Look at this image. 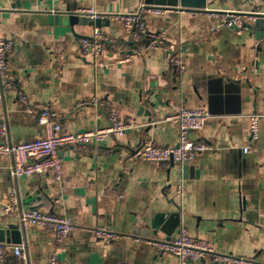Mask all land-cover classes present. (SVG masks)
Instances as JSON below:
<instances>
[{
	"label": "crops",
	"instance_id": "1",
	"mask_svg": "<svg viewBox=\"0 0 264 264\" xmlns=\"http://www.w3.org/2000/svg\"><path fill=\"white\" fill-rule=\"evenodd\" d=\"M145 1L0 0V37L14 42L8 57L14 86L0 85V124L7 125L10 143L45 136L38 114L19 102L20 91L31 104L57 111L66 132L106 127L110 111L136 124L123 137L107 138L100 152L61 149L59 181L51 174L17 178L12 159L0 155V230L20 226L29 264H49L53 253L59 264H180L135 236L172 240L181 229L217 252L264 263V119L258 140L250 139V116L264 114V38L254 27L213 30L217 22L207 13L264 14V0H186V8L168 6V13L148 16V31L163 34L167 49L180 50L181 75L164 48L120 61L137 45L109 15L134 13ZM85 9L105 16L98 28L112 40L98 59L80 46L97 27L71 25L65 17ZM170 102L210 111L212 118L193 136L211 150L188 166L135 159L146 139L160 148L177 146L178 127L166 121L175 111ZM13 188L19 209L7 212ZM31 209L72 220L75 229L63 247H54L45 228L21 223V213ZM96 229L123 236L106 243ZM8 264L19 261L10 257Z\"/></svg>",
	"mask_w": 264,
	"mask_h": 264
},
{
	"label": "built area",
	"instance_id": "2",
	"mask_svg": "<svg viewBox=\"0 0 264 264\" xmlns=\"http://www.w3.org/2000/svg\"><path fill=\"white\" fill-rule=\"evenodd\" d=\"M171 10L168 6L150 5L143 2L134 13L109 15L110 18L118 19L124 24L126 36L134 42L136 49L120 58L121 62H128L140 56L146 49L166 48L163 34H151L146 26L148 16H161ZM83 15L92 19L105 18L93 9L81 11ZM211 19L217 22L213 30L228 28L240 30L246 25L253 24L257 17L264 19V14L259 12H237L233 10H211L207 9ZM107 17V16H106ZM112 42L100 28H95L88 36L80 40V46L84 54L96 59L100 58ZM14 49L12 39L0 37V85L2 89L9 90L14 86L15 76L8 62V57ZM169 61L174 71L183 74L186 70L183 56L179 49L169 48ZM18 100L26 105L28 112L38 114L37 124L44 131L45 136L33 141L14 144L9 142L8 127L0 124V155L8 156L13 161V175L17 178L23 176H40L51 174L56 180L63 176L62 160L60 150L66 147L87 149L94 147L97 152L102 150L104 143L109 137H123L125 133L136 126L133 122H125L118 113L110 111L108 114V125L85 132H66L59 120L57 111L48 105H33L28 97L19 92ZM92 103L104 106L94 100ZM174 113L166 118V121L175 124L179 131V142L171 148H160L151 140H144L135 151L133 157L160 167L170 168L172 165H190L198 154L211 150L206 143L199 141L193 136L195 132L202 130L212 114L207 109H190L182 105L175 106ZM264 114H252L250 116V139L255 142L259 138L260 121ZM250 147H245L247 153ZM19 201L16 189H11L5 211H18ZM20 221L23 225L40 226L50 231L54 238V247L61 248L75 229V225L68 217L58 214L42 212L39 209H31L22 212ZM99 240L106 243H115L122 238V234L106 229L94 231ZM137 243L152 246L158 253L169 254L178 259L180 264L188 262L199 264H264L244 256L225 254L217 252L208 242L192 237L185 229H181L172 240H162L135 236ZM15 258L19 264H29L27 251L22 244L0 243V264H8V258ZM49 264H59L58 257L53 253Z\"/></svg>",
	"mask_w": 264,
	"mask_h": 264
},
{
	"label": "water",
	"instance_id": "3",
	"mask_svg": "<svg viewBox=\"0 0 264 264\" xmlns=\"http://www.w3.org/2000/svg\"><path fill=\"white\" fill-rule=\"evenodd\" d=\"M147 4L157 6H170L177 7L179 4L182 8H186V0H146ZM66 19L70 22L71 25H82V26H102L105 18L100 19H92L85 15H78L77 13H73L68 11L65 13ZM254 27L257 31V38H264V19L262 17H257L256 21L251 25H246L245 28ZM0 243H12V244H21L22 243V235L20 226L14 225L9 228V230H0Z\"/></svg>",
	"mask_w": 264,
	"mask_h": 264
}]
</instances>
